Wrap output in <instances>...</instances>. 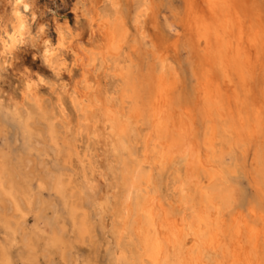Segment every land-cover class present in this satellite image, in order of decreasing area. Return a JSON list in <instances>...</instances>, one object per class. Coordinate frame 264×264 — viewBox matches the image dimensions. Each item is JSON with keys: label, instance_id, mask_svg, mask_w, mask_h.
Listing matches in <instances>:
<instances>
[{"label": "clouds", "instance_id": "obj_1", "mask_svg": "<svg viewBox=\"0 0 264 264\" xmlns=\"http://www.w3.org/2000/svg\"><path fill=\"white\" fill-rule=\"evenodd\" d=\"M0 264H264V0H0Z\"/></svg>", "mask_w": 264, "mask_h": 264}]
</instances>
